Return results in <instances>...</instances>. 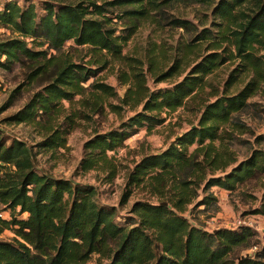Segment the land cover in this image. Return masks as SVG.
Instances as JSON below:
<instances>
[{"label":"trees","instance_id":"trees-1","mask_svg":"<svg viewBox=\"0 0 264 264\" xmlns=\"http://www.w3.org/2000/svg\"><path fill=\"white\" fill-rule=\"evenodd\" d=\"M174 4L212 7V14L221 21L217 33L208 28L197 32L191 22L168 15L167 9ZM249 4L248 12L241 9ZM114 10L121 14L114 16ZM122 17L135 22L129 27L132 31L136 22L144 20L194 34L186 54L167 71L159 72L153 59L149 60L148 73L157 83L180 77L184 72L181 61L198 47L195 43L210 44L211 53L187 63L189 72L170 88L144 92L140 74H133L132 85L125 75L120 79L127 86L122 99L104 83L94 81L85 86L101 70L91 66L104 67L105 61L75 64L62 48L72 41L95 55L105 52L120 58L121 42L129 35L116 36L111 24ZM0 28L13 34L0 40V69L10 71L15 62L25 68L33 64L28 77L32 81L46 77L43 88L7 119L10 124L38 128L43 134L36 144L40 150L66 148V137L77 127V120H89L103 112L102 97L120 99V107L110 105L111 110L142 106L117 129L95 131L84 144L78 170L102 172L106 184L118 173L117 161L108 153L123 148L139 129L151 131L162 126L165 119L161 113L185 108L204 92L208 76L226 61L240 62L230 72L226 89L246 79L235 94H227L225 89L222 95H210L213 101L202 102L197 125L177 136L165 150L142 155L134 162L126 175L120 206L128 203L136 189L145 191L147 198L132 204L124 224L117 223L114 207L95 203L94 187L42 174L23 141L13 140L6 146L0 140V206L27 215L24 220L0 218V234L5 229L15 234L13 242L0 240V264H86L92 256L108 264H264V246L256 241L258 234L251 227L208 231L183 216L191 206L215 207L211 188L232 193L264 176V148L251 149L238 161L230 148L234 137L227 128L232 116L246 107L264 83V55H256L258 49L264 50V0H112L59 7L48 3L37 7L27 0L19 5L10 0L0 7ZM38 39L48 45L47 51L29 47V40ZM223 44L231 49L227 57L221 55L227 52ZM77 96L87 112L66 114L62 102L72 104ZM254 214L264 215V209ZM235 252L239 257L229 261L228 256Z\"/></svg>","mask_w":264,"mask_h":264},{"label":"rangeland","instance_id":"rangeland-1","mask_svg":"<svg viewBox=\"0 0 264 264\" xmlns=\"http://www.w3.org/2000/svg\"><path fill=\"white\" fill-rule=\"evenodd\" d=\"M10 0H0L2 4ZM14 1V0H13ZM22 5L25 0H15ZM37 7H43L45 3L51 6L59 7L65 5H75L78 3L95 2L101 4L112 0H27ZM218 0H216L217 2ZM250 4L242 7L248 12ZM167 14L191 22L197 32L202 29H211L214 33L218 31L220 19L212 14V7L202 5H184L174 4L167 9ZM120 15L121 10H114V16ZM135 23L129 22L125 17L122 19H113L111 27L116 30V36H128V40L122 43L121 57L113 58L104 53L94 54L87 47H77L72 41L67 42L62 48V52L72 63L79 64L86 61H105V66L98 64L91 66L101 67L97 77L90 79L85 86L92 82H101L112 87L118 97H124L127 86L120 83L123 75L127 77L130 85L133 83V74H140L144 81V92L157 91L170 88L174 83L179 82L188 72L187 63L196 61L197 57H203L211 51L208 43H195L198 46L192 53H189L183 62V73L174 76L166 82L157 83L152 75L148 73L149 60L153 59L158 66L159 72L167 71L175 61L186 54L187 45L190 44L194 34L185 32L182 29H172L170 27H160L149 21L141 20L136 22L137 28L132 31L129 27ZM135 24V25H136ZM162 25V24H161ZM132 31V32H131ZM131 32V33H130ZM130 33V34H128ZM13 36L10 29L0 28V40H5ZM43 46H40V45ZM30 48L35 51H47L48 45L42 39L34 42L28 41ZM194 45V44H193ZM222 48H226L223 44ZM231 49L226 48L227 57ZM222 50L219 52L221 53ZM56 53H52V55ZM256 55L262 57L264 50L258 49ZM59 56V55H56ZM49 57V56H48ZM240 64L238 59L228 60L220 66L213 74L208 76V86L195 98L188 101L185 108L176 110L174 113L163 112L160 117L165 119L162 126L156 127L151 131L146 128L139 129L132 137L124 143V147L108 153V156L115 157L118 166V173L111 184L104 183V173L90 171L84 173L78 170L80 161L83 159L84 144L92 138L95 131L105 133L109 130L117 129L122 122H125L135 113L142 110V106L130 110L123 107L121 111L111 110L110 105L120 107V99L102 97L103 112L92 116L91 119L77 120V127L66 137V148L55 151H42L36 147V144L42 140L43 134L33 125H14L8 123L7 119L21 110L30 98L39 92L43 86L46 77L42 80L37 78L32 81L28 74L32 71L33 64L22 65L15 62L9 71L0 69V140L9 146L13 140L23 141L33 153L35 168L42 174L54 178L70 180L79 185L92 186L95 188L94 201L99 206L114 207L116 209V221L124 224L130 217L129 210L132 204L137 200H145L147 195L145 191L136 189L133 191L128 203L120 206L121 196L124 192L126 175L133 167L134 162L138 161L142 155L157 154L165 150L168 145L179 135L189 130L191 126H196L199 119V106L202 102L213 101L212 94L222 95L225 93L226 82L230 72ZM192 66V65H191ZM103 67V68H102ZM52 73V68H49ZM50 74H47V76ZM50 80V77H49ZM246 79L241 78L233 87L226 89L227 94H235L243 86ZM132 87V86H130ZM81 97H75L73 103L62 102L66 109V114L70 111L87 112L84 104L81 105ZM205 103V102H204ZM62 118H60L61 120ZM242 125L243 127L234 128ZM238 127V126H237ZM227 128L232 131L234 141L230 148L238 155V161L244 159L251 149L264 148V83L259 87L258 92L248 101L246 107L234 114L231 124ZM259 137L263 139L259 140ZM210 191L216 198V205L209 209L199 207L198 209L189 208L183 214L188 218L191 224L202 227L208 231L215 229H236L238 226H248L254 229L258 236L256 241L264 246V215H256L255 211L264 209V176L257 180L240 185L234 192L230 193L222 189L211 188ZM0 214L3 219L24 220L25 214H18V209H4L0 206ZM15 234L12 229H5L0 234V240L13 242ZM239 252L228 256L229 261H236ZM86 264H108L107 261H99L96 256H92Z\"/></svg>","mask_w":264,"mask_h":264},{"label":"built area","instance_id":"built-area-1","mask_svg":"<svg viewBox=\"0 0 264 264\" xmlns=\"http://www.w3.org/2000/svg\"><path fill=\"white\" fill-rule=\"evenodd\" d=\"M0 218H2V215H1V214H0ZM248 226H250V225H248ZM254 249H255V248H254ZM254 249H253V250H254Z\"/></svg>","mask_w":264,"mask_h":264}]
</instances>
